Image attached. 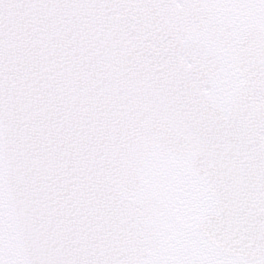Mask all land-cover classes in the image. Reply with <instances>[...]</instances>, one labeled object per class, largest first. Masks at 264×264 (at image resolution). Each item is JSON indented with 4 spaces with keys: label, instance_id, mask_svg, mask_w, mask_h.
<instances>
[{
    "label": "snow or ice",
    "instance_id": "1",
    "mask_svg": "<svg viewBox=\"0 0 264 264\" xmlns=\"http://www.w3.org/2000/svg\"><path fill=\"white\" fill-rule=\"evenodd\" d=\"M0 264H264V0H0Z\"/></svg>",
    "mask_w": 264,
    "mask_h": 264
}]
</instances>
